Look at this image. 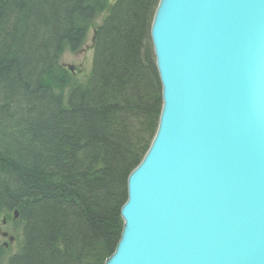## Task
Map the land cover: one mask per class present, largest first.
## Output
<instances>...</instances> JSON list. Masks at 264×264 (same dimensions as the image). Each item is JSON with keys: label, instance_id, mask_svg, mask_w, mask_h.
Returning <instances> with one entry per match:
<instances>
[{"label": "trees", "instance_id": "1", "mask_svg": "<svg viewBox=\"0 0 264 264\" xmlns=\"http://www.w3.org/2000/svg\"><path fill=\"white\" fill-rule=\"evenodd\" d=\"M159 1L0 0V219L17 211L21 232L0 264H105L115 252L128 178L163 106ZM92 28V69L79 81L62 57Z\"/></svg>", "mask_w": 264, "mask_h": 264}, {"label": "water", "instance_id": "2", "mask_svg": "<svg viewBox=\"0 0 264 264\" xmlns=\"http://www.w3.org/2000/svg\"><path fill=\"white\" fill-rule=\"evenodd\" d=\"M151 38L162 111L105 264H264V0H160Z\"/></svg>", "mask_w": 264, "mask_h": 264}, {"label": "rangeland", "instance_id": "3", "mask_svg": "<svg viewBox=\"0 0 264 264\" xmlns=\"http://www.w3.org/2000/svg\"><path fill=\"white\" fill-rule=\"evenodd\" d=\"M103 20V15L96 20V24H100ZM94 29L92 28L88 40L84 47L77 51L71 52L67 51L62 57V63L68 69V65H73L74 71H69L72 73L79 81H83L87 78L92 69V60L94 55ZM15 219L1 217L0 219V247H6V257L11 253L17 251L19 238L21 237V232L18 227L14 224V220L18 218V215L14 217ZM3 233H7L6 236ZM10 237H13L14 240L10 241Z\"/></svg>", "mask_w": 264, "mask_h": 264}]
</instances>
